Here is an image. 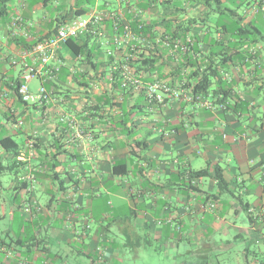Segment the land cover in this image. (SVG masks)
Masks as SVG:
<instances>
[{
  "label": "crops",
  "instance_id": "1",
  "mask_svg": "<svg viewBox=\"0 0 264 264\" xmlns=\"http://www.w3.org/2000/svg\"><path fill=\"white\" fill-rule=\"evenodd\" d=\"M18 2L10 0L0 13V141L11 138L17 144L7 149L0 143V264H72L81 256L107 263L116 259V246L118 262L126 249L153 245L172 247L179 259L189 255L199 264H214L212 254H227L237 243L244 246L238 264H264V248L248 247L264 245V1L111 0L100 8L95 0L91 10L82 6L87 9L82 16L117 10L128 15L127 8H143L142 21L157 20L158 30L165 16L178 24L195 19L191 33L210 36L203 42L205 54L213 42L230 54L238 38L234 26L227 32L214 26L221 30L240 20L243 28H259L261 33L248 36L244 53L221 72L223 87L230 90L225 110L198 102L153 105L145 94H122L114 86L117 69L106 67V51L113 45L93 39L96 68L64 45L60 74L43 73L30 83L33 93L45 86L49 99L23 102L17 92L21 62L38 66L33 46L53 36L58 22L71 19L70 11L78 7L77 0ZM49 7L55 17L44 10ZM19 16L23 22L11 28ZM106 28L112 37L110 21ZM200 159L205 166L194 167ZM119 164H127V174L114 173ZM217 167L227 183L224 191L215 179ZM205 168L209 175L187 190L188 173ZM116 192L129 210L112 221L119 224L117 241L109 237L111 224H105L112 201L104 199V193ZM100 202L103 218L95 219ZM242 211L248 228L238 224L244 222ZM91 220L98 222L95 231ZM232 228L233 241L225 238Z\"/></svg>",
  "mask_w": 264,
  "mask_h": 264
},
{
  "label": "trees",
  "instance_id": "2",
  "mask_svg": "<svg viewBox=\"0 0 264 264\" xmlns=\"http://www.w3.org/2000/svg\"><path fill=\"white\" fill-rule=\"evenodd\" d=\"M10 0H0V13L6 10V4ZM48 0H43V3H46ZM81 4L78 5V2ZM86 0H77V10L70 11L69 17L75 18L77 16H82L87 12V9L82 8ZM243 4H247L248 0H241ZM264 1V0H263ZM36 3V2H35ZM221 0H207L208 5L218 4L220 5ZM251 6V4H248ZM258 11H262V3H259ZM85 6V5H84ZM143 9V8H141ZM223 9V8H219ZM144 10V9H143ZM208 16V13L206 14ZM235 15V14H234ZM237 15V14H236ZM71 18V19H72ZM127 18L131 20V26L135 33L139 35L140 38L149 42L150 47L143 43L134 44V49L131 47L117 51V60L122 62L125 54H129L131 51L134 55V58L130 60L129 65L135 68V73L140 78H146L147 80L152 78V75H156L158 80H166L172 85L177 83L185 82L187 88H191L195 97H200V102H204L207 99L215 100L216 104L223 103L226 104V100L230 93V90H226L223 87V81L221 77V72L225 71L229 62H232L235 55L242 54V49L249 39V35L253 36L256 33H261V30L256 27V30H251L249 28H243L238 25L240 20H237L234 24L225 26L224 29H219L214 26L215 31H228L229 27H235V34L238 36L237 41L234 47L231 49V53L227 52L228 48L224 45L217 43H209L210 53H204V44L203 42H209L210 36L204 35L202 38L191 33L192 26L195 23V19L187 20L186 23L178 24V20L173 18H163V23H165L164 28L158 30V21H154L152 24L142 21V18L137 17L132 19L130 14L127 15ZM64 21L65 17L63 18ZM63 21L58 22L55 30L59 27ZM174 24L176 25L174 27ZM221 27V26H220ZM255 29V28H254ZM255 31V32H254ZM122 33V30L119 32ZM207 36V37H206ZM190 38L192 43L187 44V39ZM179 40L184 45L189 47V51L182 54L181 60L176 61L174 57L168 55L167 47L163 44L164 41H168L170 46L174 45V41ZM92 42V38L88 39H70L66 42L67 45L72 51H74L78 56H86L88 62L91 63L92 68H96V64L92 62V55H94V49L89 47V44ZM200 46H203L200 48ZM133 48V47H132ZM219 50V51H218ZM221 53V54H220ZM228 56V57H227ZM108 61L106 62V67L112 64L115 59L114 56H108ZM219 57V59H218ZM217 58V60H216ZM123 63V62H122ZM98 66V65H97ZM121 66H117V76H115L117 83L114 84L117 87V90H121L124 95L129 93H137L130 89H124L123 76L120 73ZM168 70L169 76H165L163 73ZM60 74V73H59ZM218 88H217V87ZM18 92V88H17ZM143 94V93H138ZM21 99V97H20ZM197 99V98H196ZM22 100V99H21ZM23 101V100H22ZM198 102V103H200ZM26 103V102H25ZM3 147L10 149L14 145L17 147V144L11 138H4L0 141ZM117 169H122L119 173ZM128 172L127 164H119L114 167V173L119 175H125ZM222 168L217 167L215 169V179L218 182V187L220 190L224 191L226 189V181L222 176ZM209 175V170L207 168L199 171H190L187 175V180H189L190 185L187 186V190H192L196 188L195 180L207 177Z\"/></svg>",
  "mask_w": 264,
  "mask_h": 264
},
{
  "label": "built area",
  "instance_id": "3",
  "mask_svg": "<svg viewBox=\"0 0 264 264\" xmlns=\"http://www.w3.org/2000/svg\"><path fill=\"white\" fill-rule=\"evenodd\" d=\"M128 14H133L134 18L142 17L144 10L141 8H127ZM110 21L114 34L112 37L108 36L106 28V22ZM23 22V19L19 16L12 20L11 28H16ZM120 30L122 33L120 34ZM91 37L93 40H103L102 45L112 47L107 48V55L114 56L115 59L112 62V68L117 69V66H121L120 73L123 76L122 87L124 89H130L137 93L145 94L149 103L153 105L166 106L174 102L184 103H196L200 102V97H195L191 88H187L186 83L171 84L166 80H158L156 75H152L151 80L146 78H140L135 73V68L129 65L131 59L134 58L132 51L129 54H125L123 57V63L117 60V51L127 49L131 47L134 49V44L143 43L150 47L149 42L140 38L135 33L131 26V20L127 18V14L124 10L107 11V12H92L86 16H77L75 18L63 21L59 24V27L55 31L54 35L38 41L32 48V55L35 60L39 62L36 66L34 63L30 64L26 61L21 62L23 72L21 76V82L18 86V94L26 103H43L49 99V93L45 86L33 93L30 90V83L41 74H45L50 78L55 77L61 71L64 65V61L59 55V50L70 39H86ZM173 46H170L168 41H164L163 44L167 47L168 55L175 58L176 61H180L182 54L189 51V47L184 45L179 40H175ZM187 44H191L190 38L187 39ZM133 47V48H132ZM203 46H200L202 48ZM17 64V60L13 62ZM197 98V99H196ZM213 99H207L202 105L208 109H213L218 106L220 109H226L227 105L223 103L216 104ZM166 133L169 135L173 133ZM30 146L33 148L34 142H31ZM210 207H214L210 205Z\"/></svg>",
  "mask_w": 264,
  "mask_h": 264
},
{
  "label": "rangeland",
  "instance_id": "4",
  "mask_svg": "<svg viewBox=\"0 0 264 264\" xmlns=\"http://www.w3.org/2000/svg\"><path fill=\"white\" fill-rule=\"evenodd\" d=\"M31 2L34 1H39L40 0H30ZM67 0H63V2L65 3ZM90 2L83 4V6L85 5V7L88 10H91L93 8V3H95V0H89ZM105 1H111V0H98V3L100 4V8L105 7L104 3ZM16 2H18V0H16ZM11 3V2H10ZM9 3V5H10ZM19 3V2H18ZM42 3V2H41ZM81 4V2H78V5ZM54 7H56V3L53 2ZM1 7V5H0ZM52 7L49 8H45L44 10H47L49 12V16L50 17H55L54 12H55V8L51 9ZM43 8L39 9V13L40 15H42V13L44 12ZM229 18V17H227ZM233 163V162H232ZM253 163V162H252ZM200 164L199 166H194L196 168L201 167V166H205V164L203 163V160L200 159ZM234 164V163H233ZM251 166L253 164H251V162L249 163ZM104 199L105 202L110 200L112 201V205H106L107 206V210H106V218H105V224L108 226L109 224H111L110 227V231L111 233H109V237L111 239H115L117 241V231H119V224L117 225H112L113 224V220L115 219V217H126L128 215V203L124 200L122 201L121 199H117V192L113 195V196H108L106 193H104ZM251 200V199H250ZM249 200V201H250ZM253 201V200H252ZM107 204V202L105 203ZM97 208L99 211H96V215H95V219L98 218H103V216L98 215V213H100V209L102 208V203H97L96 204ZM243 219L244 222L239 221L238 224H242L245 227H249V222L247 219V216L245 215V212H241V218ZM0 223H2V220L0 219ZM3 223H5L3 221ZM94 225L91 226V231H95L98 225L97 221L91 220V224L90 225ZM124 225V224H123ZM233 232L234 229H230L229 233L227 232V235H225V238L233 241ZM120 234V231H119ZM244 239H246V241H249V239L247 238V236L244 237ZM233 243V242H231ZM74 246H80L79 243L77 242V244H75ZM252 251L258 250L259 249H263L264 245L263 244H249L248 246ZM172 247H166V248H162V250H158L157 249V245H153L150 247H146V248H141L139 250H137V252H132L131 250L126 249L123 253H120L119 256V261L117 262V246H116V251H115V255H116V259L114 261L111 262H107L104 263L102 258H99V256H97V260L95 261V264H175V262H182V263H188V264H199L201 262V260L197 257L194 256H182L184 258L179 259L176 257L175 252L171 249ZM157 249V251H156ZM242 249H244V246L241 245L240 243L238 244H234L233 247H231V249L229 251H227V254H223V253H218V254H212L211 255V260L214 264H217V262H220L222 264H238V261L241 260V253H239L238 251H241ZM76 257V255H75ZM177 258V259H176ZM176 259V260H175ZM103 262V263H102ZM72 264H94L92 259H89L85 256H81L78 257V259H72L71 260Z\"/></svg>",
  "mask_w": 264,
  "mask_h": 264
}]
</instances>
